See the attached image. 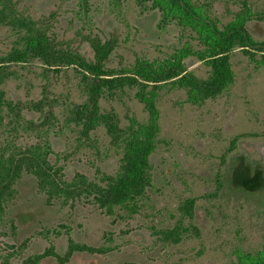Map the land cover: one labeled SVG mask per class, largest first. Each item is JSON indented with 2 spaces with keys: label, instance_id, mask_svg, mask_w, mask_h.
Instances as JSON below:
<instances>
[{
  "label": "rangeland",
  "instance_id": "rangeland-1",
  "mask_svg": "<svg viewBox=\"0 0 264 264\" xmlns=\"http://www.w3.org/2000/svg\"><path fill=\"white\" fill-rule=\"evenodd\" d=\"M221 22L238 11L242 1L253 10L264 0H194ZM24 16L34 20L60 47L92 59L89 38L115 39L107 67L121 69L136 58L161 60L187 45L199 48L195 33L177 22L160 23V10L140 0H15ZM247 29L264 40V20L251 19ZM15 31L0 25V58L14 46ZM256 55V59H259ZM234 83L215 99L192 104L183 88L164 85L157 96L160 131L150 155L151 185L132 215H108L89 200L47 203L35 178L23 174L16 197L0 219V264H25L50 246L61 256L69 239L92 250L75 251L67 260L49 256L43 264H231L237 252L264 247V188L240 189L233 182L241 166L264 178V66L240 49L231 53ZM187 70L205 78L209 67L194 56L183 60ZM5 97L24 103L44 100L52 105L53 125L47 139L52 163L62 166L65 179L82 173L96 180L101 172L114 174L120 155L110 146L103 126L83 137L66 121V109L85 100L82 76L73 66L48 69L36 59L6 66ZM136 89L99 99L103 111L147 119ZM46 107L45 110H47ZM26 120L44 114L23 109ZM4 115V117H3ZM2 115L0 141L10 126ZM14 133V132H12ZM43 133L18 128L16 144H34ZM249 159V161H248ZM243 163V164H242ZM262 166L258 169L257 166ZM237 178V177H236ZM193 199L192 216L181 205ZM186 228L174 243L164 232ZM6 260V261H4Z\"/></svg>",
  "mask_w": 264,
  "mask_h": 264
},
{
  "label": "trees",
  "instance_id": "trees-1",
  "mask_svg": "<svg viewBox=\"0 0 264 264\" xmlns=\"http://www.w3.org/2000/svg\"><path fill=\"white\" fill-rule=\"evenodd\" d=\"M140 1H150L153 7L159 8L161 24L177 22L189 28L195 33L200 47L187 45L168 58L153 61L136 58L133 64L119 70L108 68L106 64L116 46L115 39L102 41L98 36L90 37L93 57L87 59L76 50L58 46L41 26L18 11L15 0H0V25L11 28L17 36L11 50L0 58V123L4 113L10 126L0 141V219L9 202L16 197L15 185L24 173L35 178L37 189L47 203L58 200L66 205L85 199L111 216L118 211L128 216L136 214L151 185L149 158L160 131L156 98L163 86L183 88L188 102L202 104L207 99H215L234 83L235 74L230 61L233 50L240 49L251 60L264 66V40H255L246 26L253 18L264 20V9L253 10L242 1L239 10L228 21L221 22L194 0ZM256 55L260 58L256 59ZM190 56L209 67L205 78L187 70L183 60ZM34 59L48 69L73 66L80 72L86 97L83 102L68 106L66 121L79 127L83 137H88L99 126L105 128L110 146L120 155L114 174L101 172L93 180L76 173L70 180L65 179L62 166L52 163L49 157L53 151L46 135L53 125L52 105H47L44 100L24 103L5 97L2 84L7 77L6 66ZM126 88L136 89L134 96L147 112L145 121L126 113V123L121 125L116 112L101 109L100 98L115 97L124 93ZM23 109L39 112L45 117L40 121L26 120ZM18 128L43 135L36 143L22 146L15 142ZM193 204V199H187L181 205L185 216H192ZM184 229L176 225L163 234L178 243ZM68 241V250L63 256L50 246L45 252L26 258L24 263L43 264L49 256L65 261L75 251L92 250L86 244ZM231 264H264V247L254 252H237Z\"/></svg>",
  "mask_w": 264,
  "mask_h": 264
},
{
  "label": "flooded vegetation",
  "instance_id": "flooded-vegetation-1",
  "mask_svg": "<svg viewBox=\"0 0 264 264\" xmlns=\"http://www.w3.org/2000/svg\"><path fill=\"white\" fill-rule=\"evenodd\" d=\"M262 156L264 157V155ZM244 166L247 167L248 165H244ZM245 167L241 166V169L236 171V175L235 177H233V182L234 183L236 182L240 189H246V190H252L253 188L257 189V185H262V188H264V178L262 177V173L261 172L251 173V171L247 170ZM257 167L259 170L262 169L261 165L260 166L258 165Z\"/></svg>",
  "mask_w": 264,
  "mask_h": 264
}]
</instances>
